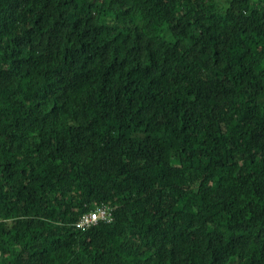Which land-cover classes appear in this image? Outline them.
Returning a JSON list of instances; mask_svg holds the SVG:
<instances>
[{
    "label": "trees",
    "instance_id": "obj_1",
    "mask_svg": "<svg viewBox=\"0 0 264 264\" xmlns=\"http://www.w3.org/2000/svg\"><path fill=\"white\" fill-rule=\"evenodd\" d=\"M0 264H264V0H0Z\"/></svg>",
    "mask_w": 264,
    "mask_h": 264
},
{
    "label": "built area",
    "instance_id": "obj_2",
    "mask_svg": "<svg viewBox=\"0 0 264 264\" xmlns=\"http://www.w3.org/2000/svg\"><path fill=\"white\" fill-rule=\"evenodd\" d=\"M111 207V205L107 204L98 206V209L83 215L77 226L85 230L86 228L98 225L102 221L113 223L115 210H112Z\"/></svg>",
    "mask_w": 264,
    "mask_h": 264
},
{
    "label": "bare ground",
    "instance_id": "obj_3",
    "mask_svg": "<svg viewBox=\"0 0 264 264\" xmlns=\"http://www.w3.org/2000/svg\"><path fill=\"white\" fill-rule=\"evenodd\" d=\"M112 208V210H114V208L113 207H111ZM98 209V208H97ZM103 222V221H102ZM114 222V221H113ZM107 223V222H106ZM90 228V227H89ZM83 229V228H82Z\"/></svg>",
    "mask_w": 264,
    "mask_h": 264
}]
</instances>
